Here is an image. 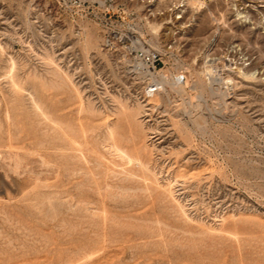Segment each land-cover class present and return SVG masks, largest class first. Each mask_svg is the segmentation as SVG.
Here are the masks:
<instances>
[{
    "label": "rangeland",
    "instance_id": "374dc122",
    "mask_svg": "<svg viewBox=\"0 0 264 264\" xmlns=\"http://www.w3.org/2000/svg\"><path fill=\"white\" fill-rule=\"evenodd\" d=\"M185 1L0 0V264H264V22Z\"/></svg>",
    "mask_w": 264,
    "mask_h": 264
},
{
    "label": "built area",
    "instance_id": "2783aa9c",
    "mask_svg": "<svg viewBox=\"0 0 264 264\" xmlns=\"http://www.w3.org/2000/svg\"><path fill=\"white\" fill-rule=\"evenodd\" d=\"M133 1V0H131ZM144 2L145 0H141ZM212 1V0H204ZM228 5V8L234 13H243L251 14L253 12H259L262 16L264 22V0H220ZM173 15L175 19H182L185 10V0H175L172 5ZM131 14H134L135 11H130ZM105 30L104 33V45L111 48H116L118 46H124L129 49L130 60L132 62V68L134 72L138 75L139 78H142L146 82L145 95L153 96L155 93L162 91V86L157 84L154 80L157 74L163 69V59L166 51L172 48L170 43L168 47H163L161 50H154L151 48L150 44L146 42L141 36H133L129 38L125 34L120 33L118 27L119 22L108 15L105 17ZM243 60L238 62L242 64ZM236 62H233V66ZM163 72V71H162ZM210 76V73L207 72ZM176 77V80L182 82L186 75L179 73Z\"/></svg>",
    "mask_w": 264,
    "mask_h": 264
},
{
    "label": "bare ground",
    "instance_id": "6f19581e",
    "mask_svg": "<svg viewBox=\"0 0 264 264\" xmlns=\"http://www.w3.org/2000/svg\"><path fill=\"white\" fill-rule=\"evenodd\" d=\"M198 1H200V0H198ZM200 3V2H199ZM185 4H187L186 3V1H185ZM194 4H195V2H194ZM194 4H192V6L194 5ZM11 62V61H10ZM210 72H212V69L210 70ZM162 73V71H160L158 74H157V76L155 77V81L157 82V84H160L161 86H162V90H163V85H170V87H171V89L172 90H175V91H177L178 93L177 94H180L181 96H184L185 94H184V92H182V90H180L179 88H178V84L179 83H181L179 80L177 81H173V80H170L169 78H168V76L166 75V74H161ZM254 74V73H253ZM159 92H162V91H159ZM158 92V93H159ZM28 96H30V95H28ZM33 97V96H32ZM187 97V96H186ZM186 97H183V98H186ZM186 100V99H185ZM185 102V101H184ZM205 103V102H204ZM37 106V105H36ZM187 106V105H186ZM188 108V107H187Z\"/></svg>",
    "mask_w": 264,
    "mask_h": 264
}]
</instances>
